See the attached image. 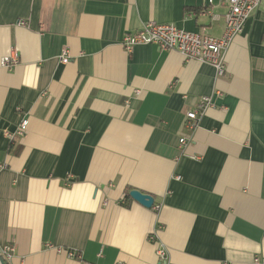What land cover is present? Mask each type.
I'll list each match as a JSON object with an SVG mask.
<instances>
[{
    "label": "crops",
    "instance_id": "1",
    "mask_svg": "<svg viewBox=\"0 0 264 264\" xmlns=\"http://www.w3.org/2000/svg\"><path fill=\"white\" fill-rule=\"evenodd\" d=\"M225 12L221 0H0V60L17 58L0 64V264L264 260L262 6L221 75L154 43L121 44L148 21L219 37ZM22 118L24 135L7 137Z\"/></svg>",
    "mask_w": 264,
    "mask_h": 264
},
{
    "label": "built area",
    "instance_id": "2",
    "mask_svg": "<svg viewBox=\"0 0 264 264\" xmlns=\"http://www.w3.org/2000/svg\"><path fill=\"white\" fill-rule=\"evenodd\" d=\"M210 1V0H209ZM226 7L224 14L225 26L219 37H213L198 32L187 31L175 26L172 23H155L148 21L135 31L126 32L123 35L121 44L126 51L138 43H154L159 48L165 50H176L181 53L185 59L196 60L211 64L215 67L218 75L223 74V56L232 39L243 29L246 20L259 6L264 11V0H221ZM22 23H24L22 21ZM61 63H67L69 59L68 50L64 48L59 56ZM17 61L13 55L4 56L0 60L2 66H9ZM210 103V98L203 96L197 102V109L185 111L181 126L191 131L198 117L203 113L205 107ZM27 118H22L14 131H5L7 137L12 139L15 135L23 136L26 130ZM188 133L184 132L179 137V143L184 145L188 142ZM2 166V164H0ZM158 208V206H154ZM153 236L150 235V239ZM13 246L6 245L1 249V253L9 258L12 255ZM69 256L75 253L68 250ZM156 255L161 262L167 259L166 249L159 245L156 249ZM254 261L264 264V260L255 257Z\"/></svg>",
    "mask_w": 264,
    "mask_h": 264
},
{
    "label": "water",
    "instance_id": "3",
    "mask_svg": "<svg viewBox=\"0 0 264 264\" xmlns=\"http://www.w3.org/2000/svg\"><path fill=\"white\" fill-rule=\"evenodd\" d=\"M129 196L145 207H151L154 202L152 195L144 193L138 189H130L128 192Z\"/></svg>",
    "mask_w": 264,
    "mask_h": 264
},
{
    "label": "trees",
    "instance_id": "4",
    "mask_svg": "<svg viewBox=\"0 0 264 264\" xmlns=\"http://www.w3.org/2000/svg\"><path fill=\"white\" fill-rule=\"evenodd\" d=\"M0 256H1V255H0ZM1 262H2V264H6V263H5V260H3V259H1Z\"/></svg>",
    "mask_w": 264,
    "mask_h": 264
}]
</instances>
